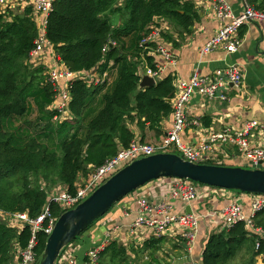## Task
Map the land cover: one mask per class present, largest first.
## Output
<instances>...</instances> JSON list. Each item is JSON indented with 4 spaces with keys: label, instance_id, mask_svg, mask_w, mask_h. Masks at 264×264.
<instances>
[{
    "label": "trees",
    "instance_id": "obj_1",
    "mask_svg": "<svg viewBox=\"0 0 264 264\" xmlns=\"http://www.w3.org/2000/svg\"><path fill=\"white\" fill-rule=\"evenodd\" d=\"M245 2L264 13V0ZM17 11L0 8V212L35 220L48 202L47 190L61 187L73 194L78 175L90 173L88 167L100 168L129 147L135 140L131 123L140 130L147 126L159 131L172 113L174 79L158 78L155 86L138 90L148 70L157 72L156 45L142 41L152 29L169 41L168 27L182 39L192 33L198 15L189 0H54L45 25L54 53L74 74L101 81L107 76L99 84L94 78L74 79L68 116L60 120L52 108L54 86L41 66L29 64L38 36L32 8ZM49 209L55 220L62 214L52 202ZM251 221L263 235L243 221L228 232L212 234L201 264H230L239 253L240 264H254L256 257L264 256V208ZM29 240V226L18 232L0 220V264H15L13 248L25 249ZM36 240L34 252L40 259L47 235L39 231ZM161 241L152 237L138 251L110 242L98 264H160L155 255ZM146 251L147 259L141 262L140 252Z\"/></svg>",
    "mask_w": 264,
    "mask_h": 264
},
{
    "label": "built area",
    "instance_id": "obj_2",
    "mask_svg": "<svg viewBox=\"0 0 264 264\" xmlns=\"http://www.w3.org/2000/svg\"><path fill=\"white\" fill-rule=\"evenodd\" d=\"M213 9L215 19L220 23L217 33L205 43L200 50V57L204 58L215 50H222L225 54H234L241 46L239 37L240 29L249 22H264V13L255 10L243 1V10L239 15H235L225 0H207ZM54 0H0V8L4 11L22 10L31 7L36 15L42 17L38 25V36L34 42L35 47L29 54L30 61H34V67H42L43 74L47 72V79L54 86L56 93L52 104L54 111L67 117V108L70 100V83L80 78L79 74L68 71L54 53L51 45L45 38V25L49 13L52 11ZM159 29H152L145 37L142 44L155 43V54L165 61L173 63L171 55L158 44ZM48 56V63H43V56ZM32 66V65H31ZM157 67V66H156ZM48 70V71H47ZM146 75L158 80L159 72L147 71ZM88 80L94 78V83H102L106 74L101 79L97 76L90 77L85 74ZM83 78V79H86ZM243 83L242 71L237 65H227L217 69L210 77H201L194 74L189 80H179L174 88V96L171 100L172 105V126L167 134L158 143H140L136 140L131 142L129 147L121 150L115 157L106 161L100 168L93 170L90 177L82 182L79 187H75L73 194L65 188L55 187L48 192V202L42 214L35 220H31L26 214L7 215L0 212V216L7 218L6 224L11 228L20 231L24 225L30 228V240L25 249H19L17 245L13 248L15 264H38L39 259L34 249L37 245L36 235L39 231L47 237L51 234L56 220L51 217L50 202L59 206L62 213L75 208L82 203L100 185L106 182L111 176L121 168L140 158L152 156L159 153H172L179 156L182 160L194 164H205L206 162H219L212 158L215 146L234 149L251 168H258L264 165V146H255L249 141V130L255 124H249L242 130H223L217 133H210L199 139L197 145H191L182 138V133L187 126L186 105L191 96L199 95L207 100L227 101L228 92L231 88H239ZM261 164V165H260ZM222 165V164H219ZM169 180V179H168ZM173 184L169 192V198L173 201L189 203L198 196L199 187L216 189L208 186L199 185L195 182L182 179H173ZM250 195V194H247ZM253 197L251 202L250 216H245L239 203L232 202L225 205L221 213V227L219 231L228 232L237 223L246 222L248 227L256 233L262 234L259 229H253V216L264 208V195H250ZM139 216L134 222V227L147 226L152 230L153 238H159L165 231L173 225L181 229V239L187 251H191L196 243L198 234L199 220L207 217L193 213L177 214L173 211V205L169 201L152 204L147 199L140 198L137 202ZM102 243L89 249L86 259L89 264H98L99 256L104 248L109 244ZM74 242L66 245L60 251L56 264H77L75 257ZM258 246V244H256Z\"/></svg>",
    "mask_w": 264,
    "mask_h": 264
},
{
    "label": "crops",
    "instance_id": "obj_3",
    "mask_svg": "<svg viewBox=\"0 0 264 264\" xmlns=\"http://www.w3.org/2000/svg\"><path fill=\"white\" fill-rule=\"evenodd\" d=\"M196 9L198 19L195 21L192 33L179 38L171 27H168L170 40L159 37L158 44L172 57L169 63L154 54V62L159 72V78L172 76L175 88L179 80H189L194 74L201 77H210L217 69L227 65H237L242 71L243 83L239 88H231L227 101L207 100L199 95L191 96L186 105L187 126L182 133L185 142L197 145L199 139L223 130H242L249 124H255L249 130V141L255 146H264V22H249L239 31L241 46L234 54H225L222 50H215L208 56L200 57V50L219 30L220 23L213 15L211 4L207 0H189ZM235 15L243 10L242 0H225ZM18 10L17 12H21ZM34 20L39 25L42 17L33 13ZM117 20L113 19L116 25ZM166 25L161 23L160 29ZM177 44L176 46H174ZM43 63H48L49 57L43 56ZM172 115L165 118L155 132L145 126L140 130L136 123H131L129 129L134 139L143 143H158L172 126ZM219 164L241 166L246 164L234 149L215 146L211 155ZM87 175H78L75 187L93 173L87 168ZM173 180L159 179L139 188L134 193L124 197L115 204L109 212L99 218L91 227L74 241L77 264H89L86 253L94 246L107 242H116L118 245L140 250L143 244L151 239L152 230L147 226L134 227L139 216L138 200L147 199L152 204L169 201L173 205L174 213H190L206 215L199 220L196 243L191 251H187L181 239V229L170 226L162 235L160 250L156 253L160 264H201L203 248L212 234L219 232L221 227V209L232 202L239 203L245 216H250L253 197L247 194L199 187L197 198L189 203L173 201L169 192ZM143 252V251H142ZM142 255L147 259V253ZM242 253H239L230 264H240ZM132 259L134 255L130 256ZM254 264H264V256L256 257ZM99 262V261H98Z\"/></svg>",
    "mask_w": 264,
    "mask_h": 264
},
{
    "label": "water",
    "instance_id": "obj_4",
    "mask_svg": "<svg viewBox=\"0 0 264 264\" xmlns=\"http://www.w3.org/2000/svg\"><path fill=\"white\" fill-rule=\"evenodd\" d=\"M79 77L86 76L80 73ZM88 79L86 77V80ZM157 81L144 74L138 84V90L153 87ZM159 179L189 180L220 190L264 195V165L258 168H244L194 164L172 153H159L140 158L121 168L75 208L61 214L47 237L44 253L38 264H56L62 248L75 241L115 204L139 188ZM187 212L190 214L189 208Z\"/></svg>",
    "mask_w": 264,
    "mask_h": 264
},
{
    "label": "rangeland",
    "instance_id": "obj_5",
    "mask_svg": "<svg viewBox=\"0 0 264 264\" xmlns=\"http://www.w3.org/2000/svg\"><path fill=\"white\" fill-rule=\"evenodd\" d=\"M33 64H35L34 63V61H30V65H32L33 66ZM48 71V70H47ZM42 75H44V74H42ZM45 76L47 77V72H45ZM48 78V77H47ZM68 116V115H67ZM59 119L60 120H64L65 119V117L64 116H62L61 114H60V116H59ZM241 167H244V168H250V166L246 163V164H244V165H241ZM78 179V178H77ZM76 182H77V180H76ZM75 182V183H76ZM40 185L41 186H44V183L43 182H40ZM50 190H47V192H49ZM0 220L3 222V223H5V224H9L8 223V220H7V218H4V217H2V216H0Z\"/></svg>",
    "mask_w": 264,
    "mask_h": 264
},
{
    "label": "bare ground",
    "instance_id": "obj_6",
    "mask_svg": "<svg viewBox=\"0 0 264 264\" xmlns=\"http://www.w3.org/2000/svg\"><path fill=\"white\" fill-rule=\"evenodd\" d=\"M74 242V241H73Z\"/></svg>",
    "mask_w": 264,
    "mask_h": 264
}]
</instances>
